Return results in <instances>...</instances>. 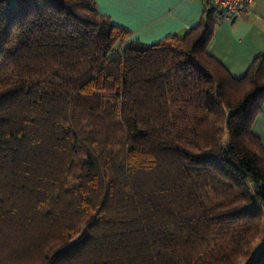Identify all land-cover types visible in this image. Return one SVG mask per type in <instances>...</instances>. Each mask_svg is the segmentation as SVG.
<instances>
[{"label":"trees","instance_id":"16d2710c","mask_svg":"<svg viewBox=\"0 0 264 264\" xmlns=\"http://www.w3.org/2000/svg\"><path fill=\"white\" fill-rule=\"evenodd\" d=\"M153 45L93 0H0V264H264V57L212 13Z\"/></svg>","mask_w":264,"mask_h":264},{"label":"crops","instance_id":"0c3cea01","mask_svg":"<svg viewBox=\"0 0 264 264\" xmlns=\"http://www.w3.org/2000/svg\"><path fill=\"white\" fill-rule=\"evenodd\" d=\"M97 12L130 32V40L153 45L184 37L206 18L202 0H93ZM206 51L233 78H241L256 57H264V0H253L238 17L218 22ZM264 149V104L251 125Z\"/></svg>","mask_w":264,"mask_h":264},{"label":"built area","instance_id":"2783aa9c","mask_svg":"<svg viewBox=\"0 0 264 264\" xmlns=\"http://www.w3.org/2000/svg\"><path fill=\"white\" fill-rule=\"evenodd\" d=\"M206 10L216 9L218 22H226L230 18L240 16L253 0H202Z\"/></svg>","mask_w":264,"mask_h":264}]
</instances>
